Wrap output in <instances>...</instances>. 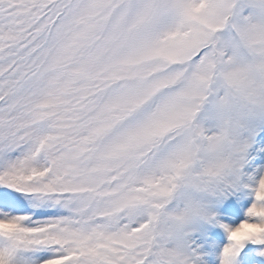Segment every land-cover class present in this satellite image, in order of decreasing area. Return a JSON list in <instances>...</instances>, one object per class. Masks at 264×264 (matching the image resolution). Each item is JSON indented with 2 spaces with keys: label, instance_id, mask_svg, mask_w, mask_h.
<instances>
[{
  "label": "snow or ice",
  "instance_id": "1",
  "mask_svg": "<svg viewBox=\"0 0 264 264\" xmlns=\"http://www.w3.org/2000/svg\"><path fill=\"white\" fill-rule=\"evenodd\" d=\"M264 264V0H0V264Z\"/></svg>",
  "mask_w": 264,
  "mask_h": 264
},
{
  "label": "clouds",
  "instance_id": "2",
  "mask_svg": "<svg viewBox=\"0 0 264 264\" xmlns=\"http://www.w3.org/2000/svg\"><path fill=\"white\" fill-rule=\"evenodd\" d=\"M190 264H191V262H190Z\"/></svg>",
  "mask_w": 264,
  "mask_h": 264
}]
</instances>
